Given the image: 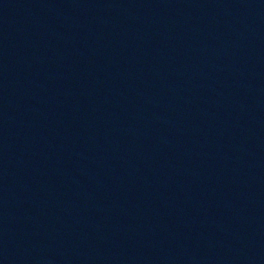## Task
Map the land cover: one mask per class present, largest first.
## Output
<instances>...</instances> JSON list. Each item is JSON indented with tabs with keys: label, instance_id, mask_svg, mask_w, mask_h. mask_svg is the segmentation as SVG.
<instances>
[{
	"label": "water",
	"instance_id": "95a60500",
	"mask_svg": "<svg viewBox=\"0 0 264 264\" xmlns=\"http://www.w3.org/2000/svg\"><path fill=\"white\" fill-rule=\"evenodd\" d=\"M0 264H264V0H0Z\"/></svg>",
	"mask_w": 264,
	"mask_h": 264
}]
</instances>
